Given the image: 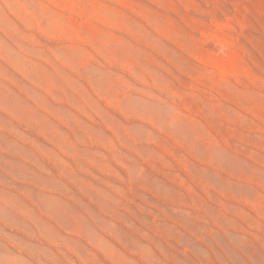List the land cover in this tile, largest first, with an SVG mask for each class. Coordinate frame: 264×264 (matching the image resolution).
<instances>
[{"label": "rangeland", "instance_id": "rangeland-1", "mask_svg": "<svg viewBox=\"0 0 264 264\" xmlns=\"http://www.w3.org/2000/svg\"><path fill=\"white\" fill-rule=\"evenodd\" d=\"M0 264H264V0H0Z\"/></svg>", "mask_w": 264, "mask_h": 264}]
</instances>
